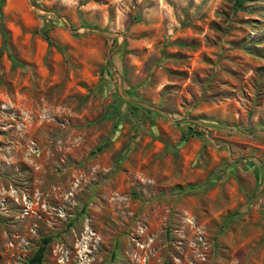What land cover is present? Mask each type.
Segmentation results:
<instances>
[{
	"label": "rangeland",
	"instance_id": "rangeland-1",
	"mask_svg": "<svg viewBox=\"0 0 264 264\" xmlns=\"http://www.w3.org/2000/svg\"><path fill=\"white\" fill-rule=\"evenodd\" d=\"M45 237L41 264H264V0H1L0 264Z\"/></svg>",
	"mask_w": 264,
	"mask_h": 264
},
{
	"label": "trees",
	"instance_id": "trees-1",
	"mask_svg": "<svg viewBox=\"0 0 264 264\" xmlns=\"http://www.w3.org/2000/svg\"><path fill=\"white\" fill-rule=\"evenodd\" d=\"M234 1L237 6H240L243 0H234ZM0 3H1V0H0ZM47 241H48V238L46 237L42 239V244L36 248V250L33 252V254L28 259L27 264H41L44 246Z\"/></svg>",
	"mask_w": 264,
	"mask_h": 264
}]
</instances>
